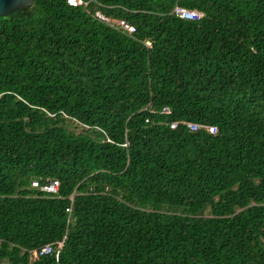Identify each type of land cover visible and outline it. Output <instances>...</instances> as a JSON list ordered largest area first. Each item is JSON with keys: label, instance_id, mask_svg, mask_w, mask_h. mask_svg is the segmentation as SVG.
<instances>
[{"label": "trees", "instance_id": "obj_1", "mask_svg": "<svg viewBox=\"0 0 264 264\" xmlns=\"http://www.w3.org/2000/svg\"><path fill=\"white\" fill-rule=\"evenodd\" d=\"M81 1L0 17V264H264V0Z\"/></svg>", "mask_w": 264, "mask_h": 264}, {"label": "built area", "instance_id": "obj_2", "mask_svg": "<svg viewBox=\"0 0 264 264\" xmlns=\"http://www.w3.org/2000/svg\"><path fill=\"white\" fill-rule=\"evenodd\" d=\"M66 4L68 6L71 7H76V6H84L85 3H83L81 0H66ZM174 13V15L180 19L183 20H189V21H198L201 19L202 14L196 11H190V10H185V9H180L175 7L172 11ZM94 16L102 21L103 23L107 24V25H111L115 28H117L118 30H120L123 33H127V34H132L134 32V27L129 24L127 21H125L124 19H118L115 21H110L108 18L104 17L102 14H100L99 12H95ZM145 46H148V43H144ZM176 124H171L170 128L175 127ZM188 129L190 130H195L197 128V126L193 125V124H187L186 125ZM209 133L213 132L212 128H208L207 129ZM32 187L38 188L40 191L47 193V194H56L57 193V189H58V183L56 181H50L45 185H39L38 182L33 181L30 184ZM61 247V244H58V248ZM51 252V247L49 245L44 246L43 248H41L38 252H33V256L35 257L37 256H42L45 254H48ZM57 254H55V258H56Z\"/></svg>", "mask_w": 264, "mask_h": 264}, {"label": "water", "instance_id": "obj_3", "mask_svg": "<svg viewBox=\"0 0 264 264\" xmlns=\"http://www.w3.org/2000/svg\"><path fill=\"white\" fill-rule=\"evenodd\" d=\"M31 4V0H0V17H5L16 9H27Z\"/></svg>", "mask_w": 264, "mask_h": 264}]
</instances>
